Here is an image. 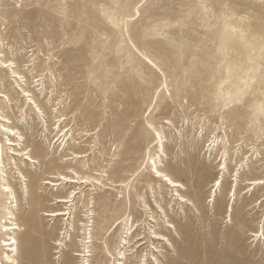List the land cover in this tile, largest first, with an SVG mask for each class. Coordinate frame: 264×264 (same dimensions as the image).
<instances>
[{"label":"rangeland","instance_id":"374dc122","mask_svg":"<svg viewBox=\"0 0 264 264\" xmlns=\"http://www.w3.org/2000/svg\"><path fill=\"white\" fill-rule=\"evenodd\" d=\"M0 93V123L22 135L0 131V189L8 176L18 200L0 194V229L9 209L26 228L21 264H264V183L249 182L264 179V0H0ZM25 147L39 161L13 154ZM72 169L92 179L31 174ZM25 183L70 215L29 214Z\"/></svg>","mask_w":264,"mask_h":264},{"label":"bare ground","instance_id":"6f19581e","mask_svg":"<svg viewBox=\"0 0 264 264\" xmlns=\"http://www.w3.org/2000/svg\"><path fill=\"white\" fill-rule=\"evenodd\" d=\"M10 60H6L4 63H6L7 66H12L13 63H8ZM152 62V61H151ZM8 63V64H7ZM152 64V63H151ZM13 73H15V76L18 77L20 76L21 77V72L17 71V70H14L13 69ZM24 91H26V89H24ZM30 91H28L29 93ZM29 96H33V94H28ZM0 96H3L5 97L3 94L0 93ZM35 102L34 98L31 97L30 98V102ZM35 104V103H34ZM36 105V110L37 111H41V107H39L37 104ZM30 106V105H29ZM0 120L4 121V122H10V119L7 118V117H1L0 116ZM61 120V119H60ZM7 124H3V123H0L1 125V128H0V131H3L5 133H7L9 136H15L17 135V137H19L21 139L22 135H21V132L19 131H16V129L14 127H11L10 125H7ZM60 127V126H59ZM58 131H61V129H59ZM154 132L158 135V138H159V141L157 140L156 142H154V144H159L160 143V146L162 147V141H161V137L160 135L158 134L157 131L154 130ZM88 133H85V135H87ZM61 138V136L58 138V140ZM9 140V144L13 145L15 144L14 140L11 139L10 137L8 138ZM64 140V138H63ZM215 141V140H214ZM215 145H213L214 147ZM28 147H25V148H22L21 150H14L13 151V154H16L18 156H23V155H28L26 157V159L31 162V163H36V161H39L37 160L36 158H34V156H32L30 154V151H28ZM64 150H65V147H64ZM83 155L80 154V153H76L74 152L73 153V156H66L65 154H61L60 158L62 159L60 162H63V161H68L70 159H78V158H82ZM160 160V159H159ZM1 162L3 163V159L1 160ZM53 162V159L51 160V163ZM52 165L54 166L55 164L52 163ZM223 168H226V166L224 165ZM21 170V169H20ZM38 171V170H37ZM31 173L32 176H35L36 179L34 180H37L40 179V180H43L44 184H48V185H55L57 186V188H59L61 185H65V184H73V185H76L78 183H87V181L91 180L92 178L90 176H80L79 173L75 170V169H72V172L75 174V176L71 175H67V174H64L62 172L58 173V180H55V179H49V178H46L44 175L47 174L48 172H52L51 170H46V171H43L40 175H37L38 173ZM154 173H155V177L157 178H161L162 181H165L167 185L171 186V187H175V191H176V195H178V199L181 201V202H185L189 205H192L193 202L190 198L180 194L179 192V189L183 188L184 184L177 180V179H174L173 177H171L169 174L165 173L163 170H160L158 165H157V162L156 160L154 161L153 163V170H152ZM21 174L23 175V178L25 179L26 175L23 174V172H21ZM31 176V177H32ZM223 176H224V172L221 173L218 178L215 180V183L213 185L214 188L218 189L219 187H221V185L223 184ZM51 177H56V176H51ZM165 177H167V179H165ZM6 183L4 184V186L1 187L0 189V194H2V196L4 195H7V199L10 200V203L12 202H15L16 205H17V196L15 194V190L14 188L10 185V182H8V176L6 178H4ZM60 179H62V181H60ZM26 180V179H25ZM250 182V185L251 188L250 190H254L256 187H259L260 184L264 183V179L263 178H260V179H255V180H252V181H249ZM42 183V182H41ZM42 185H38V187L36 189H34L33 191L30 189V186L28 183H25L24 184V188H25V191L28 193V203H29V210H28V213L29 214H33V215H43V216H52L53 218H58L60 216H65L67 214L70 215V211L67 210V209H57V210H53V211H45V210H42L39 205H41V203L45 202L47 200V197L45 194H41L40 193V188H41ZM79 188V187H78ZM10 189V191H9ZM178 191V192H177ZM216 191V190H215ZM75 192H78L76 188L73 189V191L70 192V194H68L67 196H58V195H55L53 194V199L55 200L56 203H69V202H72L74 201V198L73 197V193ZM215 194V193H214ZM13 199V200H12ZM232 207L231 205H229L227 207V212L229 213V211H231ZM8 213L10 214V216L8 218H10L11 220L9 222H6L5 224H2V227L0 229V232L5 234L6 235V238H3L0 240V248L2 249H6V251L8 252L4 258H1L0 257V264H21L20 261L17 259V257L19 256L20 254V249H19V239L17 238V235L22 233L26 228L22 227L23 224H21L17 218H15L14 216V212H12L10 209L8 211ZM38 213V214H37ZM27 217H30V216H26ZM39 217V216H38ZM28 221V219L26 220V222ZM119 223H117V225H119L120 223H122L123 221L121 220H118ZM135 224L133 222H131V225L129 226L128 224V227H127V231L126 233L128 234V236L130 235L131 237H135V230L136 228H134ZM166 226L167 227H170V228H173L175 229V226L170 223V222H166ZM115 230V229H114ZM24 233H26V230L24 231ZM153 235L151 236V238L153 240H156V241H162L164 244H166L169 248H173V244L170 240V238H168L165 234H162V233H159L157 231H153L152 232ZM130 237V238H131ZM123 238L124 240L121 242L122 244H127V243H130V238H128L127 240V236L123 235ZM90 240H87L86 242H89ZM139 241H143L142 240V237L138 238V240H136V243L139 244L140 246L144 243H139ZM54 245H56L57 247H59L61 245V240L59 239H56L54 242ZM146 243V242H145ZM155 249H158V246H155ZM62 251V248L60 247L58 249L57 252H61ZM129 251V250H128ZM12 254H10V253ZM120 253V258H127V255H126V252L123 251V252H119ZM79 255H83L85 256V254H81V253H78ZM61 256H59L58 258H60ZM33 259V258H32ZM32 262H34L35 264H39L40 263V259H34V260H31ZM58 261H61L58 260ZM58 263V262H57ZM60 264H63V262L61 261ZM134 264H143L142 261L139 262V263H134ZM161 264V263H160Z\"/></svg>","mask_w":264,"mask_h":264},{"label":"snow or ice","instance_id":"6c2138e0","mask_svg":"<svg viewBox=\"0 0 264 264\" xmlns=\"http://www.w3.org/2000/svg\"><path fill=\"white\" fill-rule=\"evenodd\" d=\"M138 7H139V6H137V8H138ZM135 15H139V12L136 11V12H135ZM145 59L147 60V57H145ZM148 63H151V61L149 60ZM5 67H7V65H5ZM165 179H167V177H165ZM9 191H10V189H9Z\"/></svg>","mask_w":264,"mask_h":264}]
</instances>
